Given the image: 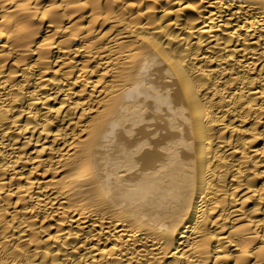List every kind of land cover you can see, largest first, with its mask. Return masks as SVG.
<instances>
[{"label":"bare ground","instance_id":"1","mask_svg":"<svg viewBox=\"0 0 264 264\" xmlns=\"http://www.w3.org/2000/svg\"><path fill=\"white\" fill-rule=\"evenodd\" d=\"M0 264H264V0H0Z\"/></svg>","mask_w":264,"mask_h":264}]
</instances>
